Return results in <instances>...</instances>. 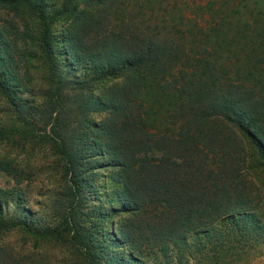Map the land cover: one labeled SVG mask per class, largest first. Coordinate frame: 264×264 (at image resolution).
Listing matches in <instances>:
<instances>
[{"label":"trees","instance_id":"trees-1","mask_svg":"<svg viewBox=\"0 0 264 264\" xmlns=\"http://www.w3.org/2000/svg\"><path fill=\"white\" fill-rule=\"evenodd\" d=\"M0 7L34 16L49 73L44 100L27 103L0 40V96L16 120L49 137L70 179L68 203L47 221L24 208L23 192L0 187V232L21 227L68 243L85 264H182L185 253L212 260L260 241L253 189L264 192V0H0ZM98 12L90 34L85 26ZM63 16L74 20L57 42L52 26ZM60 58L67 70L91 72L68 78ZM99 111L100 121L85 117ZM10 133L0 126V139ZM94 151L122 182L119 204L95 212L80 192ZM0 264L13 263L0 252Z\"/></svg>","mask_w":264,"mask_h":264},{"label":"rangeland","instance_id":"rangeland-1","mask_svg":"<svg viewBox=\"0 0 264 264\" xmlns=\"http://www.w3.org/2000/svg\"><path fill=\"white\" fill-rule=\"evenodd\" d=\"M48 1L58 3L60 0ZM186 2L190 3L191 0ZM79 6L90 12L94 8L91 3H80ZM73 20L71 16H63L54 23L52 32L57 42L63 40L60 39L62 31L71 26ZM91 26L88 32L90 34L99 29V12L96 14L95 23H88L84 30ZM35 35L36 21L30 12H17L0 7V40L6 47L11 71L20 82L17 93L22 98L27 97V103L39 105L45 98L43 91L49 86V73L47 63L38 56ZM90 36H86V40H90ZM59 45L62 47L63 41ZM59 61L61 72L68 78L86 76L91 72L81 65L67 70L63 59L60 58ZM106 82L94 83L93 90L101 92ZM104 116L103 111L85 114L89 120L98 121ZM70 118L73 121L71 115ZM80 123L77 121L73 126L78 125L77 129L82 130ZM262 124L264 126V120ZM1 125L10 126L12 133L0 139V187L23 192V206L31 212L32 217L41 221L55 217L68 203L70 192V179L64 161L56 154L49 137L42 130L31 129L16 120L11 107L0 96ZM94 153L92 163L81 172V176L86 175L82 177L84 179L80 192L86 195L85 203L90 208L93 207L95 212L99 209V204L106 207L119 204L118 190L122 188V182L113 174L117 168L108 159L96 154V151ZM1 164L7 165L6 169ZM253 191L257 196L256 211L264 221V192L258 187H254ZM14 210L15 205L10 202L7 211ZM92 226L96 228L97 224ZM259 240L253 246L238 244L235 249L224 248L218 254H213L212 260H203L198 255L189 256L185 253L182 264H264V236ZM0 252L13 264H85L76 247L68 243L47 241L21 227L0 232Z\"/></svg>","mask_w":264,"mask_h":264}]
</instances>
